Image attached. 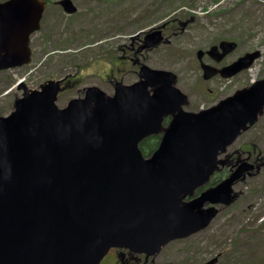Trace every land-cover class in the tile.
<instances>
[{
    "label": "water",
    "instance_id": "obj_1",
    "mask_svg": "<svg viewBox=\"0 0 264 264\" xmlns=\"http://www.w3.org/2000/svg\"><path fill=\"white\" fill-rule=\"evenodd\" d=\"M60 5L76 11L70 0ZM43 9L41 0L0 4V70L30 62L28 38ZM160 42L158 32L145 37L146 48ZM235 48L222 41L207 55L220 62ZM259 56L246 53L221 69L200 62L203 79L231 78ZM139 77L117 84L112 96L88 88L62 109L55 105L59 82L49 81L24 91L0 117V264H100L112 248L154 256L204 230L215 205L239 196L232 186L246 169L192 198L218 157L262 116L264 79L194 113L183 111L187 97L171 72L142 66ZM160 133L158 148L144 158L139 143Z\"/></svg>",
    "mask_w": 264,
    "mask_h": 264
},
{
    "label": "rangeland",
    "instance_id": "obj_2",
    "mask_svg": "<svg viewBox=\"0 0 264 264\" xmlns=\"http://www.w3.org/2000/svg\"><path fill=\"white\" fill-rule=\"evenodd\" d=\"M72 1L78 9L76 15L51 20L47 34L33 38L30 65L0 72V116L13 111L14 100L22 94L16 88L19 82L35 90L39 84L60 81L64 75H82L86 76L82 85H96L112 95L113 90L107 84L89 75L95 73L96 64H107L128 36L148 32L150 28L155 30L166 23L167 35H172L176 23L183 31L167 37L141 63L177 76L176 87L189 100L184 110L207 109L252 82L264 79V0H144L145 3L114 0L102 7L90 0ZM113 22L118 27L115 32ZM221 40L237 43L228 62L256 50L260 57L248 70L230 79L204 81L196 52L207 50ZM122 77L124 84L137 80L134 73ZM73 96L70 94L69 99ZM242 141L255 142L264 155V116L241 137L239 142ZM233 189L240 196L232 205L223 209L205 230L168 244L157 262L204 264L217 258L216 264H264V169Z\"/></svg>",
    "mask_w": 264,
    "mask_h": 264
},
{
    "label": "flooded vegetation",
    "instance_id": "obj_3",
    "mask_svg": "<svg viewBox=\"0 0 264 264\" xmlns=\"http://www.w3.org/2000/svg\"><path fill=\"white\" fill-rule=\"evenodd\" d=\"M42 1L44 2V11L41 16L39 30L38 32L31 35L29 38V48L31 51V57L33 54V49H32V44L34 42L33 38L37 34L43 35L44 33L46 35L47 29L48 28L50 29L49 24L51 20L54 19L63 20V18H59L60 16L66 18L73 17L74 15H76L78 11L75 3L72 0L70 1L76 9V11L72 14L65 13L63 7L60 5V2L63 0H42ZM90 1H92L98 7H102V5H105L106 3H110L111 1L114 0H90ZM142 2H144V0ZM101 14L106 15L103 10H101ZM98 19H99L98 20L99 24L102 25L101 18ZM140 20H143V18H141ZM138 22L139 21H135V23ZM112 24H114L115 26L114 22ZM167 25L168 23L158 26V28H156L155 30H151L150 28L148 32L136 33L135 35L128 36L127 37L128 40L124 44L119 45L117 47V53L114 54L112 57H109L107 64H103V65L96 64L95 73L91 72L89 75L99 78L103 84H107L113 91H114V85L117 82L123 83L124 80L122 76H125L129 73H134L138 79V71L140 67L143 65L141 61H143L147 53L152 50V48L145 47V37L151 34L153 31H157L159 33V36L165 41L167 37L170 38L172 36L177 35L179 32L181 33V31H183V29L179 28L180 24L176 23L177 26L172 28L174 29L172 35L171 36L167 35L166 34ZM117 28L118 27L116 26L113 27L112 31L115 32ZM119 32L120 31H118V33ZM220 42L221 41H219L217 44H219ZM217 56L218 54H216L215 57ZM203 62L205 64H209L216 68H222L224 66L231 64V62H228V56H226L221 62H218L217 64L215 58H211L210 56L207 55V56H203ZM85 77L86 76H82V75L78 77H75L73 75H64L61 78H59L58 80L61 81L60 87L64 88V90L58 93L56 103L67 104L68 101L73 98L84 97L85 89L89 87L82 85ZM214 78H220V77L215 76L212 79ZM43 84H39L37 86V89H40V87ZM24 86L26 85L25 84L21 85L19 88H17V90L19 91L23 89ZM70 94H74V96L69 99ZM168 122H169V118L164 119L162 122L163 126H166ZM253 127L249 128L244 134L248 133ZM244 134H242L232 145H230L225 151V153L219 156L220 162L218 164L217 170L214 172L210 180L204 186L198 188L195 191L194 197L200 195L202 192H204L209 188L215 187L221 181L228 178L230 175L234 174L239 169H246V170L243 172L240 178L234 183L233 188L236 184L244 182L246 179L255 177L260 173V169H264V155L258 149V145L253 141L239 142V140ZM205 207L209 208L210 205H205ZM216 207L220 212L223 209H225L222 206H216ZM159 255L160 253L154 256H146L145 254H137L125 249L113 248L108 252L105 258H103L100 264H163L162 262H157V257Z\"/></svg>",
    "mask_w": 264,
    "mask_h": 264
},
{
    "label": "trees",
    "instance_id": "obj_4",
    "mask_svg": "<svg viewBox=\"0 0 264 264\" xmlns=\"http://www.w3.org/2000/svg\"><path fill=\"white\" fill-rule=\"evenodd\" d=\"M159 143V137H149L140 143L139 148L144 157L150 156L157 148Z\"/></svg>",
    "mask_w": 264,
    "mask_h": 264
},
{
    "label": "bare ground",
    "instance_id": "obj_5",
    "mask_svg": "<svg viewBox=\"0 0 264 264\" xmlns=\"http://www.w3.org/2000/svg\"><path fill=\"white\" fill-rule=\"evenodd\" d=\"M158 15V14H157Z\"/></svg>",
    "mask_w": 264,
    "mask_h": 264
}]
</instances>
